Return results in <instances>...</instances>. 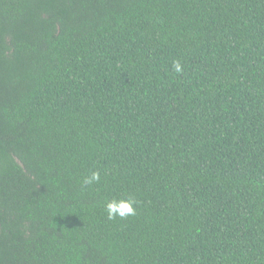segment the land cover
I'll return each mask as SVG.
<instances>
[{"label":"trees","instance_id":"1","mask_svg":"<svg viewBox=\"0 0 264 264\" xmlns=\"http://www.w3.org/2000/svg\"><path fill=\"white\" fill-rule=\"evenodd\" d=\"M0 264H264V0H0Z\"/></svg>","mask_w":264,"mask_h":264},{"label":"clouds","instance_id":"2","mask_svg":"<svg viewBox=\"0 0 264 264\" xmlns=\"http://www.w3.org/2000/svg\"><path fill=\"white\" fill-rule=\"evenodd\" d=\"M173 68L177 73L182 72V66L180 61L176 60L173 62ZM100 181V173L98 171L91 172L90 175L86 176L83 180L84 185H93ZM137 201L134 196L128 195L124 198H112L107 200L104 205V210L108 220H114L117 217L123 219L128 216H134L136 214Z\"/></svg>","mask_w":264,"mask_h":264}]
</instances>
